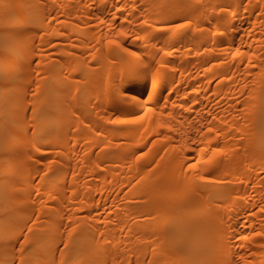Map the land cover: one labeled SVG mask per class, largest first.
<instances>
[{"label":"bare ground","instance_id":"6f19581e","mask_svg":"<svg viewBox=\"0 0 264 264\" xmlns=\"http://www.w3.org/2000/svg\"><path fill=\"white\" fill-rule=\"evenodd\" d=\"M0 264H264V0H0Z\"/></svg>","mask_w":264,"mask_h":264}]
</instances>
